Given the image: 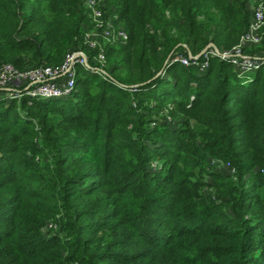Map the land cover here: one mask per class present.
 I'll list each match as a JSON object with an SVG mask.
<instances>
[{
    "label": "trees",
    "instance_id": "16d2710c",
    "mask_svg": "<svg viewBox=\"0 0 264 264\" xmlns=\"http://www.w3.org/2000/svg\"><path fill=\"white\" fill-rule=\"evenodd\" d=\"M247 2L109 0L129 37L106 51L113 83L0 103V264H264V66L159 74L234 46ZM84 21L83 0H0V62L60 64Z\"/></svg>",
    "mask_w": 264,
    "mask_h": 264
},
{
    "label": "built area",
    "instance_id": "2783aa9c",
    "mask_svg": "<svg viewBox=\"0 0 264 264\" xmlns=\"http://www.w3.org/2000/svg\"><path fill=\"white\" fill-rule=\"evenodd\" d=\"M108 1L83 0L85 21L79 27L80 42L64 54L60 64H41L19 70L10 63L0 62V102L8 105L12 101L26 99L31 104L38 100L69 99L75 91L76 67L85 68L88 74H97L113 83L107 71L106 49L108 46L126 45L129 37L119 22L115 7L109 5ZM247 7L250 11L248 25L234 46L229 49L217 48L210 42L202 53L201 50L196 55L171 52L165 66L179 63L202 70L210 58L217 57L230 63L240 80L250 82L253 74L264 66V55L250 52L264 43V0H248ZM226 165L231 173L235 172L229 163ZM48 227H52V224Z\"/></svg>",
    "mask_w": 264,
    "mask_h": 264
},
{
    "label": "rangeland",
    "instance_id": "374dc122",
    "mask_svg": "<svg viewBox=\"0 0 264 264\" xmlns=\"http://www.w3.org/2000/svg\"><path fill=\"white\" fill-rule=\"evenodd\" d=\"M201 19H203L202 17H201ZM182 23V22H181ZM174 30V29H173ZM239 39V38H238ZM207 45V44H206ZM264 45V44H263ZM262 45V46H263ZM224 46V45H223ZM114 47V46H113ZM111 48V46H108L107 47V49H106V51H108L109 52V49ZM257 48V50H258V48L260 49L259 51H255L254 53L252 52V54H262V55H264V47H262V49H261V46H257L256 47ZM116 55H111V58H110V62H111V66H112V61H113V59H114V57H115ZM117 57V56H116ZM165 63V62H164ZM106 64H107V66H109V62L108 61H106ZM111 66H109V67H107V71L109 72V73H111V71H110V67ZM164 66V65H163ZM163 68V67H162ZM123 69V67L120 65L119 66V70H122ZM76 77H77V75L78 74H80V73H87L86 72V70H85V68H79V67H76ZM119 70H118V72H115L114 73V75L116 76V78L117 77H119L120 76V74H119ZM161 71H162V69H161ZM161 72H159V74H160ZM244 82V81H243ZM244 83H246V82H244ZM135 86V85H134ZM68 99V98H67ZM59 100V102H64L66 99H58ZM0 103H2V102H0ZM219 162V161H218ZM227 163H224L223 161H220L219 163H218V165L217 166H215V165H213V166H215V168H213V166H210V168L212 169V170H214V172H216V173H224V174H226L227 173V171H228V169H227V165H226Z\"/></svg>",
    "mask_w": 264,
    "mask_h": 264
},
{
    "label": "water",
    "instance_id": "95a60500",
    "mask_svg": "<svg viewBox=\"0 0 264 264\" xmlns=\"http://www.w3.org/2000/svg\"><path fill=\"white\" fill-rule=\"evenodd\" d=\"M206 47H207V46H205V47L202 49L201 53L206 49ZM164 66H165V63H164ZM164 66H163V68H164Z\"/></svg>",
    "mask_w": 264,
    "mask_h": 264
}]
</instances>
